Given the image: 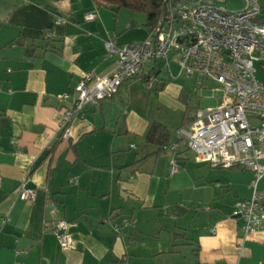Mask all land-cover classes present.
Masks as SVG:
<instances>
[{
    "label": "crops",
    "instance_id": "crops-1",
    "mask_svg": "<svg viewBox=\"0 0 264 264\" xmlns=\"http://www.w3.org/2000/svg\"><path fill=\"white\" fill-rule=\"evenodd\" d=\"M142 26L94 0H0V264H264V231L243 237L231 217L253 174L198 161L172 134L180 169L170 176L174 153L147 140L154 122L169 128L156 104L182 93L160 71L163 88H150L152 63L58 138L78 82L114 71L104 41L142 40ZM26 179L32 202L18 198ZM57 220L69 224V251L48 229Z\"/></svg>",
    "mask_w": 264,
    "mask_h": 264
},
{
    "label": "built area",
    "instance_id": "built-area-1",
    "mask_svg": "<svg viewBox=\"0 0 264 264\" xmlns=\"http://www.w3.org/2000/svg\"><path fill=\"white\" fill-rule=\"evenodd\" d=\"M243 1L242 10L231 12L213 2L190 7L175 6L170 0L169 8L144 39L121 47L115 38L104 41L114 71L105 76L88 73L78 82L76 99L60 123L58 138L69 139L70 124L77 114L89 104L112 99L126 81L140 76L148 63L163 60L168 75L176 79L170 69L172 55L180 68L178 77L185 73L194 76L199 86L207 80L222 88L219 107L199 110L190 130L178 129L176 136L198 161L215 168H243L253 174L251 198L238 200L231 213L232 218L243 221L239 232L247 237L264 231V191L258 190L264 178V78L260 77L264 75V22L255 20L261 13L259 1ZM98 17L95 9L86 20ZM146 84L153 89L161 81L152 73ZM177 147L178 143L164 146L165 151L174 153L170 176L180 169ZM35 195L26 179L19 186L18 198L32 202ZM57 212L51 201L48 213L53 216ZM47 225L62 250L74 248L67 221Z\"/></svg>",
    "mask_w": 264,
    "mask_h": 264
},
{
    "label": "rangeland",
    "instance_id": "rangeland-1",
    "mask_svg": "<svg viewBox=\"0 0 264 264\" xmlns=\"http://www.w3.org/2000/svg\"><path fill=\"white\" fill-rule=\"evenodd\" d=\"M258 1L261 5L262 11L255 20L264 22V0ZM213 3L217 6L224 7L231 12L240 11L244 7L243 0H213ZM189 6L193 7L197 6V4H190ZM136 21L139 27H143L142 25H146L148 21L147 14L142 12L136 13ZM170 58L171 73L177 77L176 83L179 84L182 93L179 97L172 95L167 97L164 96L161 100L162 105H156L162 107V115L164 116L162 120L167 122L171 133L176 135L178 129L185 128L186 130H190L189 125L195 120L196 114L199 110L208 107H219L224 93L221 86L215 82L205 80L203 84L199 86L197 85L194 76L183 73L178 77L180 68L172 55H170ZM149 64L151 63H148L146 66H149ZM154 64L155 63L152 62L153 69L155 68ZM155 65H157L158 72L160 71L162 75L168 74L166 63L163 60H156ZM260 77L264 78V75H261ZM184 121H186V123L188 122V124L184 125ZM189 155L193 156L190 152Z\"/></svg>",
    "mask_w": 264,
    "mask_h": 264
},
{
    "label": "trees",
    "instance_id": "trees-1",
    "mask_svg": "<svg viewBox=\"0 0 264 264\" xmlns=\"http://www.w3.org/2000/svg\"><path fill=\"white\" fill-rule=\"evenodd\" d=\"M97 3H103L106 6L115 7L116 10L126 8L136 13H146L148 21L146 27L151 31L157 24L160 17L167 11L169 8L170 0H94ZM173 5L182 6L190 4H199L203 2H213V0H171ZM148 31V32H149ZM154 75H158L157 67L152 69ZM161 84L156 85V90H161L164 86V79H160ZM187 121V119L185 118ZM184 121V125L188 124ZM172 139L171 130L159 123L154 122L150 128V131L147 135V140L153 145L158 147V152L165 151L164 146H166Z\"/></svg>",
    "mask_w": 264,
    "mask_h": 264
}]
</instances>
